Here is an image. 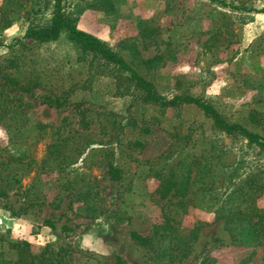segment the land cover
I'll return each mask as SVG.
<instances>
[{"label":"rangeland","instance_id":"rangeland-1","mask_svg":"<svg viewBox=\"0 0 264 264\" xmlns=\"http://www.w3.org/2000/svg\"><path fill=\"white\" fill-rule=\"evenodd\" d=\"M247 1L242 9L239 0L62 4L78 28L134 66L163 54L157 68H141L160 94L199 96L228 121L264 138V13L258 12L264 0ZM53 4L0 0V233L11 242L29 241L36 251L68 246L106 264H171L162 250L131 237V231L151 234L161 216L158 180L146 161L160 157L158 166L168 169L183 159L195 171V157H202V164L229 179L259 174L264 182V150L217 129L194 104L143 101L127 72L93 60L66 32L56 40L30 41L27 29L48 25ZM5 73L20 85L32 81V90H14ZM23 153L24 162L9 160ZM70 153H77V161L66 175L60 160ZM112 163L124 169L122 178L111 176ZM69 178L98 193V217H90L77 193L67 189ZM196 188L189 194L193 202L180 211L179 228L188 234L199 221L208 223L190 253L172 264H264V247L235 244L231 226L214 221L208 197ZM257 203L264 207V189ZM122 215L130 219L120 221Z\"/></svg>","mask_w":264,"mask_h":264},{"label":"trees","instance_id":"trees-1","mask_svg":"<svg viewBox=\"0 0 264 264\" xmlns=\"http://www.w3.org/2000/svg\"><path fill=\"white\" fill-rule=\"evenodd\" d=\"M242 4L239 8L245 7L247 0H239ZM224 4L226 0H221ZM238 6V5H237ZM258 12L264 13V7ZM63 32L72 41L76 42L83 50L92 55V59H101L107 63H113L118 69L128 73V79L140 92L142 100L155 103L161 107H177L182 104H194L202 109L206 115L210 116L217 129L225 132L227 135H239L245 137L250 143L255 144L264 150V138L248 128L245 124L228 121L217 107L188 92H180L172 97L160 94L155 88L153 82L141 73V68L154 69L164 62L165 56L158 54L147 59H140L137 66L132 65L120 52L112 49L108 44L94 36L93 34L80 29L74 24L63 11L62 0H54L53 12L50 23L46 26H30L25 37L30 41L48 42L58 39ZM21 43L20 39H17ZM135 49L133 46L132 49ZM6 83L14 85L13 88H23L27 91L32 90L29 81L27 85H20L19 79L10 73H5ZM36 85L41 81L37 79ZM59 104V102H57ZM5 125H10L6 121ZM45 127V125H41ZM77 150V149H76ZM170 156V155H169ZM168 156V157H169ZM202 157H195L199 166L194 171L192 162L186 163L183 159L177 164H173L168 169L164 166H158L160 157L156 160L146 161L149 165L150 173L158 180L156 193L159 194L158 201H162L160 220L154 223L152 233L143 235L138 231H131V237L136 242L149 249L162 250L163 260L169 257V263L181 260L183 256L191 251L193 242L198 237V232L202 226L208 222L199 221L188 234L182 233L179 225L180 211H185L187 205L191 204L192 198L189 194L192 188L201 190L204 197H208L209 203L205 206H211L214 213V221H224L233 229V242L244 247H264V207L258 205V198L262 196L264 182L259 174L246 175L239 179L230 178L222 173L211 171L207 163L202 164ZM12 162H24L26 155H9ZM77 161V153H70L60 160L66 164L62 170L66 175L67 167ZM193 161V160H192ZM184 168H180V166ZM109 173L114 179H120L123 176L124 169L113 163L109 165ZM194 172V173H193ZM221 176V177H220ZM76 182V183H75ZM232 183V186L230 185ZM66 187L71 193H77V200L81 201L90 217L96 218L103 212L101 207L97 206L95 196L98 193L92 192L89 186H80L78 180L69 178L66 181ZM77 189V192L75 191ZM57 206L60 203H56ZM118 219L125 220L130 217L119 216ZM159 254V255H161ZM169 255V256H168ZM85 256V258H84ZM83 257V258H82ZM162 260L161 263H164ZM0 264H106L100 262L92 255L77 251L68 246H60L57 249L49 246L36 251L29 241L11 242L0 233ZM117 264H126L117 261Z\"/></svg>","mask_w":264,"mask_h":264}]
</instances>
